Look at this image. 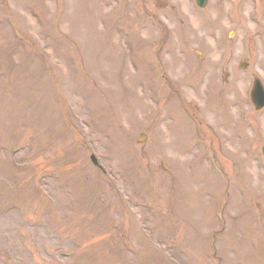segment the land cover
Returning a JSON list of instances; mask_svg holds the SVG:
<instances>
[{
	"label": "rangeland",
	"instance_id": "1",
	"mask_svg": "<svg viewBox=\"0 0 264 264\" xmlns=\"http://www.w3.org/2000/svg\"><path fill=\"white\" fill-rule=\"evenodd\" d=\"M126 1L127 6L115 3L108 15H95L105 10L97 0H0V190L11 193L10 187L21 183L22 191L8 201L23 204L21 212L0 222V264H264V165L258 157L264 114H252L247 128L239 120L221 123L203 110L207 99L210 107L222 105L212 89L207 87L204 99L202 90L178 82L182 69L184 81L198 62L211 63L214 77H220L216 59L224 53L218 46L222 39L233 49L227 62L235 64L234 77L227 78L236 85L233 95H246L254 76L264 82V37L254 33L261 16L241 11L231 24L217 15L214 0L207 11L185 2L181 8L188 14L175 23L179 15H133L129 6L135 1ZM157 6L150 0L151 11ZM166 18L172 36L160 55L177 85L171 96L157 71L152 68L145 78L147 70L137 74L135 66L144 55L155 65ZM12 27L43 44L22 46L13 40ZM179 29L187 31L188 48L197 53L192 63L187 53L183 61L169 49L177 45ZM242 60L249 62L246 70L238 67ZM150 83L169 109L155 112L159 106L147 89ZM235 96L227 105L236 120L250 105ZM175 110L196 122L194 136L193 124L188 128L182 115L175 113L168 123L167 112ZM198 121L229 184L219 181L206 160L193 163L180 154L192 138L204 135ZM240 133L244 139L236 137ZM249 137L256 153L246 143ZM193 149L190 156L199 151L210 156L207 149ZM91 150L115 179L100 175L89 160ZM53 172L59 178L49 180L46 196L39 194L37 177ZM40 199L54 201L49 212L38 208ZM221 202L228 223L218 236L222 260L212 255L213 234L223 223ZM30 219L35 227H28ZM123 234L129 248L119 239ZM64 251L71 257L63 258Z\"/></svg>",
	"mask_w": 264,
	"mask_h": 264
}]
</instances>
